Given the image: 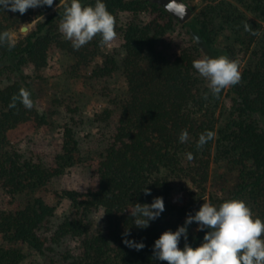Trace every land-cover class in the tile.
Masks as SVG:
<instances>
[{"label": "trees", "instance_id": "16d2710c", "mask_svg": "<svg viewBox=\"0 0 264 264\" xmlns=\"http://www.w3.org/2000/svg\"><path fill=\"white\" fill-rule=\"evenodd\" d=\"M200 1L198 12L179 25L150 0H102L116 19L122 55H102V66L92 69L89 76L104 79L120 71L127 96L99 114L101 122L112 123V132L85 191L61 193L68 213L56 223L55 208L35 194L81 162L73 129L63 128L60 152L50 166L25 158L12 147L9 134L40 128L47 121L35 106L28 110L19 102L16 108L9 104L21 88L34 101L23 68L30 66L39 78L56 50L71 55L74 68L87 66L99 52L101 37L74 50L72 42L62 36L59 25L70 0H54L51 7L30 8L23 15L0 9V33L15 31L33 15L47 13L11 49L0 44V193L11 199L25 196L12 209H0V264H19L24 248L39 257L35 264H166L153 257L154 242L163 232L183 226L187 216L195 215L205 202L210 162L222 171L212 183L208 202L218 207L228 199L244 200L254 217L264 221V0ZM95 2L81 0L85 6ZM120 14L130 16L123 27ZM141 14L151 18L141 20ZM245 22L260 35L246 32ZM178 25L186 29L190 43L176 56H164L157 43ZM220 37L228 43L218 46ZM220 55L239 64L246 55L247 60L240 83L225 93L223 89L216 98L192 62ZM223 97L229 105L221 111ZM184 130L188 140L181 143ZM206 131H213L215 138L198 149L199 136ZM189 152L194 159H187ZM146 187L151 195H144ZM179 191H188V200L181 205L173 201ZM155 197L163 198L165 211L149 227L137 228L131 215L134 205L151 204ZM98 212L101 226L93 221ZM198 227L196 222L188 225V239L181 237V249L186 242L194 248L203 243L209 229L198 231ZM125 231L130 235L124 237ZM124 238L145 247L129 248ZM69 240H75V247L68 248Z\"/></svg>", "mask_w": 264, "mask_h": 264}, {"label": "rangeland", "instance_id": "374dc122", "mask_svg": "<svg viewBox=\"0 0 264 264\" xmlns=\"http://www.w3.org/2000/svg\"><path fill=\"white\" fill-rule=\"evenodd\" d=\"M191 8L192 15L196 14L202 2H186ZM47 13L36 17L32 16L30 22L19 24L15 31L10 32L14 41L26 35L37 20H43ZM43 17V18H42ZM120 26L123 27L130 19L128 14H120ZM141 20H149L148 14L138 15ZM180 25V24H179ZM176 26L167 32L157 43V50L164 56H176L190 43V36L185 28ZM24 26L26 30L22 31ZM63 36V34H62ZM64 37V36H63ZM228 42L223 37L217 40L218 46L226 45ZM122 38L117 35L116 40L109 46H102L95 57L89 60L88 65L74 68L75 62L71 55L64 51L56 50L47 60L42 69L40 77L36 78L30 66L23 68V74L28 76L33 88L34 106L37 112L46 118V124L40 128L27 130L18 129L9 134L12 147L23 157L39 160L46 166L53 163L55 156L60 152L61 136L65 126H71L77 140L81 162L70 167L62 175L51 179L49 184L38 191L35 196L41 197L55 208L56 223L58 218L68 213V202L61 198V193L66 190L83 192L88 186L90 176L96 170L98 162L103 153L105 140L108 133L112 132V123L101 122L99 114L105 108L112 107L124 100L127 96V86L120 71H116L110 78H90L92 69L102 66V55H122ZM118 58V57H117ZM240 71L244 66L247 55L241 58ZM208 85V81L204 78ZM226 89H224L225 93ZM229 105L227 98L223 97L220 102V110ZM222 111V110H221ZM222 167L210 162L209 181L206 185L205 202H208V194L214 180L220 176ZM188 190L191 191V189ZM196 192V191H194ZM25 200V196L9 198L0 193V209L10 210ZM188 200V191H179L173 197V201L181 205ZM199 199L196 205L201 203ZM101 212L94 215L93 221L96 226H101ZM99 220V221H98ZM75 240L66 242L68 248L75 247ZM24 258L19 264H35L39 257L28 250L23 249Z\"/></svg>", "mask_w": 264, "mask_h": 264}, {"label": "clouds", "instance_id": "9594fccd", "mask_svg": "<svg viewBox=\"0 0 264 264\" xmlns=\"http://www.w3.org/2000/svg\"><path fill=\"white\" fill-rule=\"evenodd\" d=\"M53 3L54 0H0V9L23 15L30 8L45 5L51 7ZM64 8L59 30L66 40L72 42L74 50H79L96 36L101 37L102 46H109L116 40V19L102 0H96L94 6L82 5L81 0H70V5L65 4ZM21 30L26 29L22 26ZM244 30L253 36L260 35L247 22L244 23ZM5 43L9 49L15 46V41L8 31L0 33V44ZM192 66L208 81L207 86L216 98L223 89L239 84L242 79L239 62L226 55L196 59ZM204 98L207 99V93ZM17 102L28 110L34 107L31 93L24 88L19 90L18 95H13L9 108H16ZM214 138L213 131H206L200 134L196 147L202 149ZM179 140L181 143L187 142V130L182 131ZM187 159H194L191 152L187 153ZM142 191L146 196L151 195L147 187ZM164 211L163 198L155 197L151 204H135L131 215L134 217L135 226L144 229ZM193 222L198 224V231H204L205 228L209 231L205 233L200 246L194 248L186 242L181 249V237L187 241L188 225ZM128 235V231L123 234L124 237ZM123 243L137 251L145 247L144 243L127 238L123 239ZM153 257L165 261L166 264H264V221L254 217L251 208L241 199H228L218 207L204 202L195 215L187 216L183 226H179L174 232L165 231L155 240Z\"/></svg>", "mask_w": 264, "mask_h": 264}, {"label": "water", "instance_id": "95a60500", "mask_svg": "<svg viewBox=\"0 0 264 264\" xmlns=\"http://www.w3.org/2000/svg\"><path fill=\"white\" fill-rule=\"evenodd\" d=\"M164 8L178 24H184L192 16V11L189 5L183 0H150ZM181 7L183 11H181Z\"/></svg>", "mask_w": 264, "mask_h": 264}]
</instances>
